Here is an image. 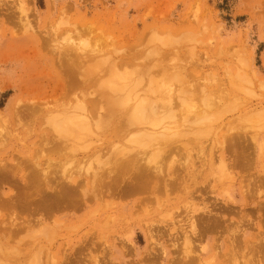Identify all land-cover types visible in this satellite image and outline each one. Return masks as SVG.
<instances>
[{
    "label": "rangeland",
    "instance_id": "1",
    "mask_svg": "<svg viewBox=\"0 0 264 264\" xmlns=\"http://www.w3.org/2000/svg\"><path fill=\"white\" fill-rule=\"evenodd\" d=\"M118 82L125 84L119 93L107 87ZM116 95L118 100H127V95L131 99L120 102L123 110H132L133 101L139 99L149 106H171L177 118H157L149 127L158 131L167 124L169 128L165 129L170 134L176 125L174 128L179 129L172 131L176 136L169 135L170 142L160 140V146L168 144L158 149L154 140L147 145L142 140L143 146L134 135L130 138L121 133L124 139L114 135L106 125L110 122L108 110L116 106L112 102L117 100ZM88 100H106L107 105L100 104L103 106L99 108L109 115L101 125L104 127L93 125L94 132L88 136H84L88 133L84 129V134L78 129L75 136L63 135L66 144L70 140L67 148L56 144L60 136L53 130L54 121L48 124L45 118L71 112L77 108L73 105ZM12 103L39 112L26 111L20 118L10 112ZM0 120V135L9 132L7 142L6 138L0 145L4 163L40 162L60 179L83 173L92 176L114 168L121 157L118 152L126 148L140 151L142 163L151 160L147 163L159 170L161 177L158 183L154 180L157 189H151V185L144 194L132 195L129 191L130 196L128 192L122 194L121 189L115 197L99 196L103 197L100 202L92 200L83 210L59 208V212L56 208L54 214L63 223V231L51 237V242L38 227L32 233H21L8 245L0 236V264H37L38 250L34 247L29 249L33 253H10L17 244L37 239L44 249L39 255L41 264H47L52 253L59 260L66 248H79L82 242L95 240V227L109 228L108 242L103 239L108 246L105 255L114 252L116 263L121 259L123 264H170L172 257L177 260V255L185 252L181 234L189 230L191 217L205 213L204 207L212 204L215 213L229 219L224 222L228 229L215 228L212 230L218 231L211 234L203 230L209 237L196 239L200 242L194 239L192 255L202 258L201 264H264V0H0ZM136 138L148 142V138ZM227 164H232L231 168L225 167ZM8 191L6 186L4 192ZM230 197L234 215L226 208L219 209ZM108 214L112 215L111 223L106 225ZM171 224L177 230L170 233L167 230ZM146 225L163 227L161 232L169 234L162 232L164 236L160 237V232L158 242H152ZM130 229L134 233L129 234ZM233 230L239 232L235 239L241 234L237 240L242 241L234 248L230 245L231 235L237 234ZM30 234L37 238H29ZM151 242L157 250L152 249ZM163 246L170 252L165 261L150 255L160 253ZM45 251L51 253L44 255ZM83 264H91V259L86 257Z\"/></svg>",
    "mask_w": 264,
    "mask_h": 264
},
{
    "label": "bare ground",
    "instance_id": "2",
    "mask_svg": "<svg viewBox=\"0 0 264 264\" xmlns=\"http://www.w3.org/2000/svg\"><path fill=\"white\" fill-rule=\"evenodd\" d=\"M23 20V19H22ZM24 21V20H23ZM26 26V25H25ZM27 27V26H26ZM73 53V52H72ZM75 54V53H74ZM67 55V54H66ZM75 55H77V54H75ZM69 56V55H68ZM67 56V57H68ZM70 56H71V54H70ZM72 56H73V54H72ZM71 58V57H70ZM68 67V66H67ZM69 68V67H68ZM67 68V70L68 71H70V69H68ZM116 83H117V81H116ZM116 83H110L111 85L110 86H107L108 88L109 87H111V88H109V89H112L113 90V92H118L119 91V89L120 90H123V88H124V85L125 84H123V85H121L119 82V84L117 85ZM114 85V87H113V85ZM109 85V84H108ZM115 85H117V86H115ZM115 87H117L116 89H115ZM119 87V88H118ZM127 87V86H126ZM107 88V89H108ZM114 89H115V91H114ZM110 92L112 93V91L110 90ZM120 92H122V91H120ZM119 93V92H118ZM113 94V93H112ZM114 95V94H113ZM128 96V97H127ZM126 97H127V100L126 99H124V97L122 98L121 96V98L122 99H120V100H118L119 98L117 97V95H116V97H117V100H116V98H115V100H113L114 98H109V99H111V100H113L112 102H115V105L117 106L118 104H116V102L117 103H120L121 101L122 102H124V101H128V102H130V100H129V95H127ZM124 99V100H123ZM108 100V99H107ZM111 100H110V102H111ZM136 101H137V99H136ZM138 101H140V102H134L133 101V103H132V106H130L131 108H132V110H130V109H128V108H125L124 110L123 109H121L120 107H122L121 105H122V103H120L117 107L116 106H114L113 108L115 109V110H112L113 108H111L110 110H108V112H109V115H110V122L108 123V125H106V126H110L111 128H109V129H111V130H113V132H114V135H118V137L119 136H121V135H123V134H121V133H124L125 132V136L124 137H133V135H134V138L136 139V142H138V140H139V143L142 141V140H144L143 142H144V145H147V144H149V140H151L150 142H151V144H152V142L153 143H155V142H157V144H154L155 145V147H159L160 146V144H158L159 143V141L160 140H164V142H165V140L167 141L168 140V138L170 137L169 135H171V134H173L174 132H176L175 130H178L179 128H177V127H175L174 128V126H176V125H174V123H172V124H170V126H173V128L171 127V130L173 129H175L174 130V132H172V131H170V134H169V129H165V128H167L168 126H163L162 128H163V130H158V131H154V130H152L151 128H153V126L150 128L149 126H151V123H152V125H153V123H155V121L157 120V118H159L160 120H162L163 118L164 119H168L169 121L173 118L172 116L174 115H176L173 111L174 110H172V107L171 106H166V105H163L162 107L160 106H158V107H154V106H149L145 101H143V99H142V101H141V99H139ZM103 102V101H102ZM105 105H107L106 103V100H105ZM104 103H101V101L99 102L98 100L96 101V100H88V101H84V102H81V101H79V103H78V105H73V106H76L77 108H75L76 109V111H73V109H72V111L70 112V111H68V112H65V113H59V114H52V115H50L49 117L47 116L45 119H47L48 120V124H49V122L51 123V121H54L53 123H52V127H54V129L53 128H51V125H49L50 126V128L51 129H53L54 131H55V134L57 133V135L58 136H60L61 137V135H62V137L63 138H61L60 139V137L58 138L57 136V138L58 139H60V140H58L57 139V141H59V142H57L56 144H59L60 146L61 145H64L65 147H63V148H67L68 147V142L70 141L69 139L66 141L67 142V144L64 142L65 140V138H64V136L66 135V134H68V133H71V134H69L68 136V138H70V137H72V135H73V133L75 132V131H77L78 129H79V131H81L82 132V130L84 129V132H87L88 131V133L86 134H84L83 132V134H84V136H88V135H91V133L92 132H94L93 130H92V126L93 125H95L96 127H94V128H103L104 126H101V125H104V120L106 119V117H108L109 115H107L108 114V112H107V114H106V112H105V114L103 113H101V111L99 110V108L101 107V106H103L104 105ZM108 103H109V101H108ZM100 104H103V105H100ZM114 104V103H113ZM104 105V106H105ZM109 105H110V103H109ZM108 105V106H109ZM72 106V107H73ZM31 107H33V106H31ZM35 107V106H34ZM171 107V108H170ZM26 108H27V110H26ZM31 109L29 106L28 107H25V108H17V107H14V103H12L11 104V106H10V112L11 113H13V115H16V116H19L21 113L23 114L24 112H26L27 111V114L29 113V114H33L34 112H36V111H38L37 109L34 111V109H32V110H29V109ZM37 108V107H36ZM78 108H79V110L80 111H78ZM23 109H25V111L23 110ZM74 109V110H75ZM172 111H171V110ZM66 110V109H65ZM67 110H69V109H67ZM102 110V109H101ZM17 111V112H16ZM29 111V112H28ZM31 111H32V113H31ZM110 111H112V112H110ZM124 111V112H123ZM39 112V111H38ZM113 112H115V113H113ZM37 113V112H36ZM110 113H113V114H110ZM21 114V115H22ZM26 114V113H25ZM49 114H51V112L49 113ZM48 114V115H49ZM172 114V115H171ZM21 115H20V118H21ZM23 116V115H22ZM35 116V115H34ZM106 116V117H105ZM33 117V116H32ZM169 117V118H168ZM16 118V117H15ZM14 118V119H15ZM162 118V119H161ZM175 118V117H174ZM173 118V119H174ZM176 118H177V115H176ZM17 119V118H16ZM46 120V121H47ZM167 121V120H166ZM172 121V120H171ZM174 121V120H173ZM177 122H176V124L178 123V120H176ZM0 122H1V124H2V120H0ZM175 122V121H174ZM45 122H43V124H44ZM157 123V122H156ZM159 123V122H158ZM161 123H162V121H161ZM160 123V124H161ZM168 123H170V122H168ZM42 124V125H43ZM105 124H107V122H105ZM164 125V124H163ZM169 125V124H168ZM178 127H180V126H178ZM108 128V127H107ZM156 128V127H155ZM158 128V127H157ZM169 128V127H168ZM2 130V129H1ZM87 130V131H86ZM105 130V129H104ZM155 130H157V129H155ZM30 131V130H29ZM53 131V132H54ZM2 132H3V130H2ZM51 132V131H50ZM65 134H64V133ZM81 132H78V133H80V135H81ZM113 132H111L112 134H113ZM128 132V133H127ZM172 132V133H171ZM8 130H6V134H4V133H1L2 134V136H3V138H2V136L0 137L1 139H0V145H1V143H3L4 142V140L6 139V142H7V140H8ZM62 133V134H61ZM76 133V132H75ZM77 133V134H78ZM179 133V132H178ZM61 134V135H60ZM121 134V135H120ZM138 136V138L141 136V137H145V138H148V142L146 143L145 141H146V139H144V138H140V139H137L136 138V135ZM176 133H174L173 135L174 136H176L175 135ZM64 135V136H63ZM130 135V136H129ZM7 136V137H6ZM41 136H44V135H42L41 134ZM52 136V135H51ZM73 136H75V134L73 135ZM78 136L79 135H76V138H78ZM83 136V137H84ZM169 136V137H168ZM172 136V135H171ZM5 137V138H4ZM65 137H67V136H65ZM118 137H117V139H118ZM43 138V137H42ZM45 138V137H44ZM76 138L74 137L73 139H75L76 140ZM116 138V137H115ZM120 138V137H119ZM121 138H123L122 136H121ZM120 138V139H121ZM63 139V140H62ZM124 139V138H123ZM127 139V138H126ZM46 140H48V138L46 139ZM74 140V141H75ZM129 140V139H128ZM133 140V139H132ZM131 140V141H132ZM152 140H154V141H152ZM162 140V141H163ZM3 141V142H2ZM49 141V140H48ZM56 141V140H55ZM130 141V140H129ZM45 142V141H44ZM71 142L73 143V141H72V138H71ZM70 142V143H71ZM134 142V141H133ZM142 142V143H143ZM168 142H170L169 140H168ZM168 142L166 143V144H164V145H162V146H160L161 148H165L166 146L165 145H167L168 144ZM42 143V142H41ZM49 143H50V141H49ZM52 143H54V142H52ZM65 143V144H64ZM71 143V144H72ZM45 144V143H44ZM74 144V143H73ZM136 144H138V143H136ZM141 144V143H140ZM4 145V144H3ZM3 145H1V147L3 146ZM46 145V144H45ZM127 145V144H126ZM125 145V146H126ZM141 145H143V144H141ZM143 145V146H144ZM48 146V145H47ZM44 147V146H43ZM46 147V146H45ZM98 147V146H97ZM127 147V146H126ZM47 148H51L52 149V147H47ZM46 148V149H47ZM62 148V147H61ZM62 148V149H63ZM73 148V147H72ZM71 148V149H72ZM100 148V147H99ZM45 149V148H44ZM43 149V150H44ZM54 149V148H53ZM71 149H68V151L70 150L71 151ZM124 149V148H123ZM128 149V148H127ZM129 149H130V147H129ZM159 149V148H158ZM56 150V148L53 150V151H55ZM64 150V149H63ZM67 150V149H66ZM65 150V151H66ZM85 150V149H84ZM88 150V149H87ZM135 149H130V150H126V148H125V150H121L120 152H118V154L119 155H121V159L119 158L118 160H117V162H116V165L114 166V168H110V169H108V170H105L106 172V174L105 173H102V174H97V173H92L91 175L92 176H83V174L82 175H78L77 177H73V176H69V177H65V178H63V179H60V178H58V177H56L55 175H54V172H53V175L50 173V171L51 170H46L45 168H43V165H42V163H40V162H28V163H25L24 164V162H19V163H15L14 162V164L12 163H4L3 161H2V159L0 160V187H1V189H0V208L2 209V210H4L5 211V213H3V211H0V236H1V239L3 238L4 240H6L7 241V245L8 244H10L9 242L10 241H13V240H16L17 239V237H19V235H21V233H32V231L33 230H38L37 229V227L38 228H46V230H44V231H42V230H38V231H41V232H39V233H43L44 235H46L47 236V238L50 240V242H51V237L53 238V236L55 235H62V231H63V229H61V223L62 222H58L57 220H56V218H57V216H55V214H54V210L56 209V210H58L59 208H62V211L65 209V210H69L70 211V209H67V208H77V210L80 208V210H83L82 208H87L88 206H89V204L91 203L90 201H101V199L104 197V196H107V197H115L114 196V194H117L118 195V193H120L122 190L124 191L125 190V188H123V187H128L127 189L128 190H125L124 191V193H123V191H122V194H126L127 192V195L129 194V191L131 192V193H134V194H132V195H135V194H140V193H142L141 191H143V194L144 193H146V192H144V191H146V189H150V186H151V189H157V185H156V182H154V180L155 181H157V183H158V180H160L161 179V177H159V175H160V171L159 170H157L155 167H154V170H153V167L150 165L151 164V160H149V161H147V162H149V163H145V161H144V163H142V160L141 159H139L138 157H139V155H140V151L139 152H135V151H137V150H135ZM232 150H233V148H232ZM38 151V150H37ZM48 151V150H47ZM51 151V150H50ZM52 151V152H53ZM118 151V150H117ZM129 151H134V154H129L128 152ZM235 151V150H234ZM43 152H45V150L43 151ZM58 152V151H57ZM60 152H62V151H60ZM156 152H158V151H153V153L155 154ZM63 153V152H62ZM34 154H35V152H34ZM38 154H40L39 152H38ZM48 154V153H47ZM42 155H43V153H42ZM65 155V154H64ZM70 155V154H69ZM91 155H93V154H91ZM71 156V155H70ZM69 156V157H70ZM234 156V155H233ZM19 157V156H18ZM25 157V156H24ZM35 157H37V156H35ZM39 157V156H38ZM116 157V156H115ZM118 157V156H117ZM143 158V157H142ZM35 159V158H34ZM222 159L223 160H221V163L222 164H224V161H225V159H224V157L222 156ZM3 163H2V162ZM5 161H6V159H5ZM8 161V160H7ZM31 161V160H30ZM141 161V162H140ZM151 161V162H150ZM11 162H13V161H11ZM235 163H236V161H235ZM232 165V164H231ZM230 165V166H231ZM234 165V164H233ZM227 166H229L228 164L225 166V167H227ZM229 166V167H230ZM228 167V168H229ZM231 168V167H230ZM232 168H233V166H232ZM155 169H156V171H155ZM80 170V169H79ZM86 170H88V169H86ZM153 171H155V172H153ZM230 171H228L227 173H228V175L229 174H231V173H229ZM98 173H99V171H98ZM80 174V173H79ZM69 175V174H68ZM230 176V175H229ZM228 176V179L230 178ZM153 177V178H152ZM159 179H158V178ZM156 178H157V180H156ZM126 183V185H124ZM155 183V184H154ZM8 187L9 188V191L8 192H4V188L5 187ZM122 189V190H121ZM150 189V190H151ZM96 190H98L100 193H96ZM105 190V191H104ZM149 190V191H150ZM89 192L91 193L92 192V196H90L89 195ZM104 195V196H103ZM121 194H119V196H120ZM130 196H131V194H129ZM98 196V197H97ZM99 196H103V197H99ZM92 201V202H93ZM220 202H222L221 200H220ZM215 203H216V201H215ZM224 203V204H223ZM233 202H232V200H231V197L230 198H226L225 200H223V202L221 203V204H223L224 205V207H220L219 209H221V208H226L225 210L226 211H231L230 213H232V208H233V206H231V204H232ZM219 205H220V203H219ZM222 205V206H223ZM212 206H214L213 204L211 205V206H205L204 208H205V210H206V212L205 213H202V214H199V215H195L196 216V219H194L195 218V216H192L191 217V221H190V225H189V230L188 231H185V232H183L182 234H181V236H182V238L184 239V243H185V252L183 253V252H181V254H183V255H185L183 258L181 257V256H183V255H181L180 254V256L179 255H177L178 256V258H177V260L175 259V260H173L175 257H172V259H170L169 261V263L170 264H201V262H199L202 258H200V257H198V256H193L192 255V253H193V250H192V248L190 247V245H191V243L192 242H195V240L196 239H198V240H201L202 241V238L204 237H209L208 236V234L210 233V232H215L216 233V231H218L219 230V228L220 227H225L224 229H228L226 226H225V221H227L228 222V220L226 219V220H224V215H222V213L221 214H217V213H215L213 210H214V207H212ZM132 208V207H131ZM217 208V207H216ZM0 209V210H1ZM234 209V208H233ZM55 210V211H56ZM76 210V209H75ZM217 209H215V211H216ZM224 210V211H225ZM59 212L61 211V210H58ZM98 211V210H97ZM223 211V212H224ZM239 211V210H238ZM6 212H8V213H6ZM77 212V211H76ZM234 212H235V210H234ZM71 213V212H70ZM227 213V212H226ZM229 213V214H230ZM91 214H93V217H96V213H91ZM233 214V213H232ZM235 214V213H234ZM233 214V215H234ZM237 214V213H236ZM90 216V215H89ZM108 218L106 219L107 221H105L104 223L106 224V225H109V223H111L110 221H109V219H110V217H112V215L111 214H108ZM243 216V215H242ZM91 217H92V215H91ZM198 217V218H197ZM229 217V216H228ZM74 218V217H73ZM96 219H97V217H96ZM99 219V218H98ZM243 219H244V216H243ZM112 221V220H111ZM243 221V220H242ZM158 222H160V221H158ZM239 222H241V221H239ZM244 222V221H243ZM242 222V223H243ZM98 223H100L99 221H98ZM166 223H168V222H166ZM223 223H224V226H223ZM233 223V222H232ZM63 224V223H62ZM104 224V225H105ZM230 224H231V222H230ZM67 225H68V223H67ZM154 225V224H153ZM157 225H158V223H157ZM163 225V224H162ZM236 225H238V224H236ZM249 225V224H248ZM63 226V225H62ZM98 226H100V225H98ZM113 226V225H112ZM152 226V225H151ZM147 226L146 225V227H148V240H150V241H152V242H158V234L161 232V230H163L162 228L163 227H161L160 229H155L154 228V226ZM159 226V225H158ZM167 226V225H166ZM33 227H35V228H33ZM106 227V226H105ZM130 227V226H129ZM33 228V229H32ZM64 228V227H63ZM67 228V227H66ZM107 228V227H106ZM157 231V230H159L158 232H156L154 229ZM159 228V227H158ZM215 228H218V230H212V229H215ZM243 228V227H242ZM65 229V228H64ZM92 229V228H91ZM95 229H96V231H95V240H94V238L92 239L91 238V236H90V238L92 239L91 241L92 242H89L90 244H86L87 243V240L85 241V243L84 242H82V244H83V246H81V247H79V248H74V247H70V248H66L65 250V254L63 253V257H61L63 260V264H83L84 263V261L86 260V257L88 258L89 257V259H91V264H123L124 263V261H121V259H120V262L118 263V261H117V263H116V255H114V252H111L109 255H108V257H109V260L108 261H106L107 260V255H105L107 252H105V248H107L108 246H104V242H108V237H107V234H109V228H107V230L106 229H103L102 227H95ZM94 229V230H95ZM264 229V228H263ZM93 230V229H92ZM175 230H177V228H174V229H172V224L171 225H169V228H168V230L167 231H170V233L172 232V231H175ZM205 230H207V233L206 232H204ZM210 230H212V231H210ZM236 230V229H235ZM235 230H233V232H234V234L235 233H237V234H235V237L234 236H232L231 235V239H230V237H229V239H230V245H231V247H233L234 248V246H235V243H238L239 241L237 240V239H239V237H240V235H239V237L237 238V239H235L236 238V236L239 234V232H235ZM242 230V229H241ZM114 231V230H113ZM112 231V232H113ZM209 231V232H208ZM231 231V230H230ZM229 231V232H230ZM163 233L164 232H166V230L165 231H162ZM160 233V237H161V235H163L164 236V234H169V233ZM232 232V231H231ZM242 232H244V231H242ZM38 233V234H39ZM88 233V232H87ZM86 233V234H87ZM90 233H91V231H90ZM128 233L130 234V233H134V230L133 229H130V230H128ZM220 233V232H219ZM241 233V232H240ZM35 234H37V233H35ZM40 234V235H41ZM211 234V233H210ZM126 235V234H125ZM205 235V236H204ZM243 235V234H242ZM263 235V234H262ZM36 237V235H34V234H30V235H28V237L29 238H33V237ZM45 236V237H46ZM55 236H54V238H55ZM93 236V235H92ZM110 236V235H109ZM156 236V237H155ZM169 236V235H168ZM14 237V238H13ZM40 237V236H39ZM83 237V236H82ZM84 237H87V235H85ZM83 237V238H84ZM123 237V236H122ZM37 238V237H36ZM82 238V239H83ZM90 238H89V240H90ZM203 238V239H204ZM0 239V240H1ZM21 239H23V238H21ZM24 239H25V237H24ZM23 239V240H24ZM41 239V238H40ZM85 239H88V237L87 238H85ZM103 239H106V241L105 240H103ZM111 239H112V236H111ZM118 239V238H117ZM120 239V238H119ZM195 239V240H194ZM208 239V238H207ZM216 239V238H215ZM240 239H241V237H240ZM260 239V238H259ZM258 239V240H259ZM263 239V238H262ZM38 240V239H37ZM36 240V241H37ZM88 240V241H89ZM114 240V239H113ZM116 240V239H115ZM124 240H125V238H124ZM160 240V239H159ZM198 240H196V241H198ZM257 240V239H256ZM20 239H19V242L18 243H20ZM25 241V240H24ZM35 240L31 243H20V244H17L16 242H15V244H17V246L14 248V247H12V249L14 248L15 250L14 251H16V252H10L11 254L12 253H22V252H30V253H33V251L31 252V250H29L30 249V247H34V250L36 251V250H38L37 251V254H36V252H35V254L37 255V259H38V261H39V263H38V261H37V264H41V262H40V257H39V255H41L40 253H44L43 252V247L42 246H39V244H37V242H36ZM118 241V240H117ZM133 239H130V243H132L133 244ZM216 241V240H215ZM219 241V240H218ZM228 241V240H227ZM25 242H27V241H25ZM112 242V241H111ZM115 242V241H114ZM121 242V241H120ZM151 242V244L152 245H154L153 247H152V249L153 248H155L156 249V247H155V244H153ZM198 242H200V241H198ZM242 242V241H241ZM241 242H239V245H240V243ZM260 242V241H259ZM259 242L257 243V244H259ZM14 243V242H13ZM65 243V242H64ZM80 243V242H79ZM100 244V246L101 247H98L99 246V244ZM150 243V242H149ZM245 243V242H244ZM261 243H262V241H261ZM53 244V243H52ZM72 244V243H71ZM81 244V245H82ZM97 244H98V246H97ZM114 244V243H113ZM150 244V245H151ZM243 244V243H242ZM241 244V245H242ZM254 244V243H253ZM42 245V244H41ZM55 245V244H54ZM66 245V244H65ZM68 245H69V243H68ZM120 245V244H119ZM128 245V244H127ZM151 245V246H152ZM157 245V244H156ZM237 245V244H236ZM114 246V245H113ZM151 246H150V248H149V250L151 249ZM243 246V245H242ZM60 247V246H59ZM58 247V248H59ZM64 247V246H63ZM65 247H67V246H65ZM64 247V248H65ZM115 247V246H114ZM113 247V248H114ZM125 247V246H124ZM149 247V246H148ZM236 247V246H235ZM238 247V246H237ZM253 247V246H252ZM259 247L261 248V246L259 245ZM263 248H264V246H262ZM10 248V247H9ZM52 248V247H51ZM63 248V249H64ZM131 248V247H130ZM130 248H128L127 249V251L130 249ZM239 249L241 248V246L240 247H238ZM247 248H248V246H247ZM246 248V249H247ZM11 249V248H10ZM11 249V250H12ZM32 249V248H31ZM50 249V248H49ZM55 249V248H54ZM249 249V248H248ZM259 249V248H258ZM51 250V249H50ZM62 250V249H61ZM99 250V251H98ZM124 250H125V248H124ZM123 250V251H124ZM154 250V249H153ZM157 250V249H156ZM229 250H231V249H229ZM236 249H234V251H235ZM257 250V249H256ZM255 250V251H256ZM48 251V250H47ZM47 251H45V252H47ZM134 251V250H133ZM132 251V252H133ZM151 251V250H150ZM149 251V252H150ZM255 251H253L254 253H255ZM61 252V251H60ZM108 252H110V251H108ZM158 252V251H157ZM155 253V255H154V252L153 253H151L150 255H152V257L153 258H155V259H157L156 258V256H159V257H161V260L162 261H165V259L169 256V254H170V252L163 246V248H162V250H161V256L159 255L160 253ZM252 252V251H251ZM256 252H258V251H256ZM51 253V251H49V253L47 252V254H44V255H49ZM62 253V252H61ZM128 253V252H127ZM177 253V252H176ZM259 253V252H258ZM261 253H263V251L261 252ZM34 254V255H35ZM53 254V255H52ZM52 254H50L48 257H50L49 259H47V261H46V263L47 264H60V260H61V258L59 259V260H56L55 259V257H56V254L55 253H52ZM124 254L127 256V254H126V250L124 251ZM147 254H149V253H146V255ZM178 254H179V251H178ZM252 254V253H251ZM36 255L34 256L35 258H36ZM43 255V254H42ZM100 255H102V258H101V256ZM104 255H105V257H104ZM123 255V254H122ZM128 255H130V253L128 254ZM255 255V254H254ZM258 255V254H257ZM33 256V255H32ZM124 256V255H123ZM122 256V257H123ZM226 256V255H225ZM264 256V255H263ZM46 257V256H45ZM147 257V256H146ZM145 256H144V258H146ZM34 258V259H35ZM43 258V257H42ZM104 258H106V259H104ZM116 258V259H115ZM143 258V257H142ZM142 258L140 259V261H142ZM143 258V260L144 261H146V259H149V257L148 258H146V259H144ZM254 258V257H253ZM150 259H152L151 257H150ZM158 259H160V258H158ZM228 259V258H227ZM229 259H230V257H229ZM161 260H159V261H161ZM171 260H173V262L171 263ZM226 260V259H225ZM253 260V259H252ZM133 261V260H132ZM156 261V260H155ZM227 261H229V260H227ZM227 261H226V263H227ZM231 261V260H230ZM134 262V261H133ZM148 262V261H147ZM153 262V261H152ZM157 262V261H156ZM246 262H248V261H246ZM44 263V262H43ZM145 263V262H144ZM154 263V262H153ZM159 263V262H158ZM36 264V263H35ZM45 264V263H44ZM147 264V263H146ZM159 264H161V263H159Z\"/></svg>",
    "mask_w": 264,
    "mask_h": 264
}]
</instances>
